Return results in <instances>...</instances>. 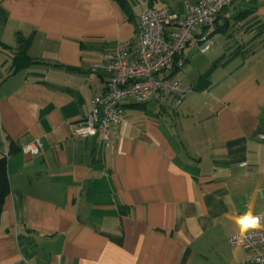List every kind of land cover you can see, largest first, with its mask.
<instances>
[{
    "label": "crops",
    "instance_id": "crops-1",
    "mask_svg": "<svg viewBox=\"0 0 264 264\" xmlns=\"http://www.w3.org/2000/svg\"><path fill=\"white\" fill-rule=\"evenodd\" d=\"M160 1H128L129 19L116 0H0L10 48L0 47V158L11 184L0 264H249L229 238L243 214L264 224V0L222 10L187 46L185 66L166 71L192 86L183 100L127 104L110 147L75 134L108 84L93 67L118 46L136 57L138 15L198 0ZM19 33L39 62L15 72ZM198 55L204 71L185 82ZM12 140L21 150L9 155Z\"/></svg>",
    "mask_w": 264,
    "mask_h": 264
},
{
    "label": "built area",
    "instance_id": "built-area-1",
    "mask_svg": "<svg viewBox=\"0 0 264 264\" xmlns=\"http://www.w3.org/2000/svg\"><path fill=\"white\" fill-rule=\"evenodd\" d=\"M236 0H198L186 2L181 13L167 7L150 8L138 15L137 55L126 46H118L103 55V61L93 70L109 75L104 92H96L91 111L79 121L75 134L90 137L101 134L111 146L112 126L127 120V104L160 103L167 97L178 102L192 90L178 77L165 74L174 64L183 68L184 52L204 29L215 24L222 10ZM211 44L202 48L207 52ZM244 221V223H241ZM241 231L229 238L233 248L249 251V264H264V224L261 216L243 214L239 217Z\"/></svg>",
    "mask_w": 264,
    "mask_h": 264
},
{
    "label": "trees",
    "instance_id": "trees-1",
    "mask_svg": "<svg viewBox=\"0 0 264 264\" xmlns=\"http://www.w3.org/2000/svg\"><path fill=\"white\" fill-rule=\"evenodd\" d=\"M119 5L122 7L124 10L125 14L129 19H132V10L131 7L128 3V0H116ZM264 32V24L261 26ZM17 41L19 44V47L17 49V52L15 53L14 56V69L15 72L32 65L34 63H37L39 61L32 59L29 56V47L31 45V39L26 38L22 34L17 35ZM0 47L10 49L9 47L5 46L3 43L0 42ZM221 65V61H217L214 63L212 68L202 75L199 79V85L197 86L196 89H203L205 88L209 83H210V75L213 70H215L217 67ZM179 70L181 68L175 66ZM68 69L73 70L74 68L68 67ZM176 72H173L171 75H175ZM137 105H145V104H137ZM21 150V147L18 145V143L14 140L11 141L10 144V153L9 155H14L15 153H18ZM11 192V184H10V179L8 175V156H3L0 158V223L2 219V215L4 212V204L6 198L9 196Z\"/></svg>",
    "mask_w": 264,
    "mask_h": 264
},
{
    "label": "rangeland",
    "instance_id": "rangeland-1",
    "mask_svg": "<svg viewBox=\"0 0 264 264\" xmlns=\"http://www.w3.org/2000/svg\"><path fill=\"white\" fill-rule=\"evenodd\" d=\"M130 4L137 3V7L139 10L145 9L147 7V2L145 0H128ZM161 1L158 0L156 4H159ZM205 55H198V58L195 60L191 59V63L185 68L186 76L183 78L185 82H193L194 78L198 76L202 71H204L205 67ZM195 61V63L193 62ZM160 103H151L147 104L148 110H157ZM139 107V106H138ZM143 108V107H142Z\"/></svg>",
    "mask_w": 264,
    "mask_h": 264
},
{
    "label": "snow or ice",
    "instance_id": "snow-or-ice-1",
    "mask_svg": "<svg viewBox=\"0 0 264 264\" xmlns=\"http://www.w3.org/2000/svg\"><path fill=\"white\" fill-rule=\"evenodd\" d=\"M241 223H244V221H241Z\"/></svg>",
    "mask_w": 264,
    "mask_h": 264
}]
</instances>
